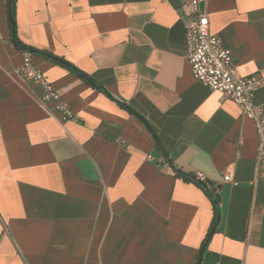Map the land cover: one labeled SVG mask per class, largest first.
Here are the masks:
<instances>
[{
  "label": "crops",
  "instance_id": "crops-1",
  "mask_svg": "<svg viewBox=\"0 0 264 264\" xmlns=\"http://www.w3.org/2000/svg\"><path fill=\"white\" fill-rule=\"evenodd\" d=\"M184 1L0 0V264H264L255 124L193 78ZM199 2L264 78V0ZM15 40L55 57L31 64L76 120L39 106Z\"/></svg>",
  "mask_w": 264,
  "mask_h": 264
},
{
  "label": "built area",
  "instance_id": "built-area-1",
  "mask_svg": "<svg viewBox=\"0 0 264 264\" xmlns=\"http://www.w3.org/2000/svg\"><path fill=\"white\" fill-rule=\"evenodd\" d=\"M181 10L186 16L192 17L185 24L184 34V58L192 76L196 82L232 101L241 114L255 124L258 140L257 173L264 177V108L255 102V92L264 86V78L259 75L242 77L238 73L231 51L222 46L218 35L210 32L207 14L200 7L199 0H185ZM16 73L23 81L38 85L35 95L39 106L45 107L53 102L63 121L76 120L74 112L60 101L59 94L43 73L32 66L29 52L23 54L22 65ZM115 143L122 146L125 141L117 138ZM197 178L204 184L201 175ZM224 180L229 181L230 177L225 176Z\"/></svg>",
  "mask_w": 264,
  "mask_h": 264
},
{
  "label": "trees",
  "instance_id": "trees-1",
  "mask_svg": "<svg viewBox=\"0 0 264 264\" xmlns=\"http://www.w3.org/2000/svg\"><path fill=\"white\" fill-rule=\"evenodd\" d=\"M13 6H14V0H9V3H8V10H9V16L11 18V20L13 19ZM15 44L18 46V47H21L25 50H28V52L32 55V53H37V54H41L47 58H51V59H55L54 56H51L50 54L46 53V52H40V51H37V50H33V49H29V48H25L23 47L22 45H20L19 43H17V41L15 40ZM63 64H65L67 67H69L71 70H74L79 76H81L82 78L88 80V78L83 75V74H80L77 72V70L75 68H73L72 66H70L69 64L65 63V62H61ZM177 174L179 175H182L180 172L177 171ZM199 186H201L202 188H204V184L201 183V182H198ZM205 189V188H204ZM208 195L210 196L212 202H213V207H214V217H213V221H212V226L214 227V225L216 224L217 222V218H218V201L216 199V197H214L213 194L209 193L207 191ZM212 231V230H211ZM210 235V232L208 233L207 235V238L209 237Z\"/></svg>",
  "mask_w": 264,
  "mask_h": 264
},
{
  "label": "water",
  "instance_id": "water-1",
  "mask_svg": "<svg viewBox=\"0 0 264 264\" xmlns=\"http://www.w3.org/2000/svg\"><path fill=\"white\" fill-rule=\"evenodd\" d=\"M210 185H212V184H210ZM216 199H218V196H216Z\"/></svg>",
  "mask_w": 264,
  "mask_h": 264
}]
</instances>
